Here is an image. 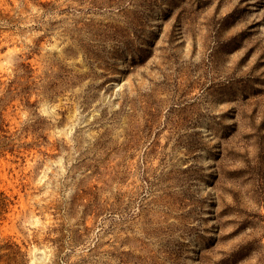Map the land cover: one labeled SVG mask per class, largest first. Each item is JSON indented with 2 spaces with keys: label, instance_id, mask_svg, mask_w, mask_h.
I'll return each instance as SVG.
<instances>
[{
  "label": "rangeland",
  "instance_id": "1",
  "mask_svg": "<svg viewBox=\"0 0 264 264\" xmlns=\"http://www.w3.org/2000/svg\"><path fill=\"white\" fill-rule=\"evenodd\" d=\"M0 264H264V0H0Z\"/></svg>",
  "mask_w": 264,
  "mask_h": 264
}]
</instances>
